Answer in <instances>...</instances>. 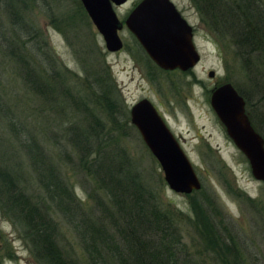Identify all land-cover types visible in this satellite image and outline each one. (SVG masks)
Segmentation results:
<instances>
[{"label":"rangeland","instance_id":"rangeland-1","mask_svg":"<svg viewBox=\"0 0 264 264\" xmlns=\"http://www.w3.org/2000/svg\"><path fill=\"white\" fill-rule=\"evenodd\" d=\"M138 1L128 0L113 8L121 23ZM170 1L194 28L192 41L199 61L186 72H163L154 68L124 25L117 32L122 42L121 50L107 52L83 9H77L75 0H39L36 1L37 8L24 13L27 27H33V33L39 36L35 44L41 47L42 42H46L49 52L40 56L42 49L39 48L34 53L39 54V60L46 67L48 62L56 63L53 70L64 73L73 94L80 93L78 88L84 86L80 71V65L84 63L98 75L108 74L113 85L112 98L118 111L124 112L128 120L129 108L141 99H147L163 118L191 164L202 191L188 195L170 191L163 182L158 164L127 121L123 126L126 133L122 144L157 197L185 214L189 213L191 198H197L203 205V199L208 200L242 238L243 244L238 247L244 263L264 264V182L252 178L245 158L228 139L208 104L209 93L214 87L231 84L235 90L246 94L245 113L264 136V100H259L255 89L260 86L264 91V72L261 69L258 73L262 75L263 72V75L257 77L255 70L246 73L240 69L227 47V37L210 31L205 16L190 6L188 0ZM258 1L264 5V0ZM6 2L0 0V163L14 169L20 177V186L26 187L27 195L38 196L45 202L56 224L55 242L60 249L70 256L78 255L81 250L74 228L76 210L68 201L62 200L59 206L51 204L37 187L32 166V161L42 157L47 166L60 173L72 198L84 211L93 205L82 189L84 177L75 168L72 150L63 144L60 135L66 122L74 120L72 110L67 115H59L58 103L45 105L27 89L20 67L3 49L2 38L9 37L10 32V22L4 11ZM48 8L49 15L44 12ZM197 15H201V20ZM61 16H69L70 23L64 27L65 37L53 27L55 19L62 20ZM64 23L59 21V24ZM28 46L30 48L31 43ZM210 71L213 72L211 78L207 76ZM84 93L81 90L80 95ZM54 135L56 139L59 137V147L52 139ZM61 147L70 154L69 161L62 160L63 154L58 150ZM27 150L31 152L27 153ZM185 231L193 236L189 228ZM186 238V242L190 240ZM0 264H35L20 233L1 213Z\"/></svg>","mask_w":264,"mask_h":264},{"label":"trees","instance_id":"trees-1","mask_svg":"<svg viewBox=\"0 0 264 264\" xmlns=\"http://www.w3.org/2000/svg\"><path fill=\"white\" fill-rule=\"evenodd\" d=\"M6 1L4 11L10 22V32L9 37L2 38L3 49L20 67L22 80L30 93L45 105L58 103L59 115H67L72 110L74 120L66 122L60 135L63 144L72 150L75 168L85 180L82 189L93 204L84 211L72 198L59 172L47 166L42 157L32 161L37 187L46 199L56 206L61 205L62 200L68 201L76 210L74 228L81 252L70 256L55 242L56 224L45 202L38 196L27 195L14 169L0 163V213L20 233L33 263L245 264L238 247L243 244L242 238L224 221L225 217L212 208V203L203 199V205L197 198H191L189 213L185 214L157 197L137 170L122 144L126 133L123 126L129 120L117 109L108 74L98 75L82 63L81 84L84 86L78 88L76 79L80 93L73 94L64 73L53 70L56 63L48 62L46 67L39 60V54L34 53L39 48L42 49L40 56L49 53L46 42H42L41 47L35 44L39 36L26 24L24 12L37 8L39 0ZM192 1L198 5L196 10L205 16L210 31L227 37V47L240 69L246 73L255 70V76L262 77L264 5L258 0ZM75 2L77 9L82 11L78 0ZM44 12L49 15L51 11L48 8ZM61 18L55 19L53 27L65 37L64 27L70 23L69 16ZM59 21L65 23L59 24ZM261 69L262 75L258 73ZM255 89L259 100H264L262 87ZM81 90L85 91L83 95H80ZM236 91L247 108L246 94ZM248 119L255 128L251 118ZM262 120L264 122V118ZM255 131L264 138L257 128ZM52 139L55 144L60 143L56 135ZM58 150L63 154L62 160L71 159L64 148ZM187 228L193 236L187 234ZM186 236L190 239L187 242Z\"/></svg>","mask_w":264,"mask_h":264},{"label":"water","instance_id":"water-1","mask_svg":"<svg viewBox=\"0 0 264 264\" xmlns=\"http://www.w3.org/2000/svg\"><path fill=\"white\" fill-rule=\"evenodd\" d=\"M128 0H78L109 53L121 50L117 32L124 25L147 58L160 70L186 72L199 61L192 43L191 27L170 0H140L121 23L113 10ZM211 78L213 72H208ZM208 104L233 146L245 158L250 175L264 182V141L252 128L245 103L229 83L214 87ZM129 124L154 158L166 187L175 194L188 195L200 188L191 164L154 106L141 99L128 110Z\"/></svg>","mask_w":264,"mask_h":264},{"label":"flooded vegetation","instance_id":"flooded-vegetation-1","mask_svg":"<svg viewBox=\"0 0 264 264\" xmlns=\"http://www.w3.org/2000/svg\"><path fill=\"white\" fill-rule=\"evenodd\" d=\"M140 1V0H139ZM138 1V2H139ZM137 2V3H138ZM188 2L189 3H191V5L190 6H192V7H194L195 8V10H196V7L198 6L194 1H192V0H188ZM136 3V4H137ZM172 3V2H171ZM135 4V5H136ZM173 4V3H172ZM134 5V6H135ZM133 6V7H134ZM173 6H174V8L176 9V11L179 13V15L181 16V18L189 25V23L187 22V20L181 15V13L177 10V8L175 7V5L173 4ZM191 8V7H190ZM197 11V10H196ZM197 17H199V19L201 20V15H197ZM190 26V25H189ZM191 27V34H192V40H193V35H194V28L192 27V26H190ZM137 43V42H136ZM192 43H193V41H192ZM194 45V44H193ZM139 46V45H138ZM140 47V46H139ZM195 48V47H194ZM141 49V48H140ZM141 51L143 52V50L141 49ZM144 53V52H143ZM145 55V54H144ZM146 58H147V56H145ZM147 61L148 62H150V64L154 67V68H156L157 70H160V69H158L148 58H147ZM191 70V69H190ZM160 71H163V70H160ZM173 71H178V70H173ZM163 72H169V71H163ZM171 72V71H170ZM180 72V71H179Z\"/></svg>","mask_w":264,"mask_h":264},{"label":"bare ground","instance_id":"bare-ground-1","mask_svg":"<svg viewBox=\"0 0 264 264\" xmlns=\"http://www.w3.org/2000/svg\"><path fill=\"white\" fill-rule=\"evenodd\" d=\"M170 72V71H169Z\"/></svg>","mask_w":264,"mask_h":264}]
</instances>
